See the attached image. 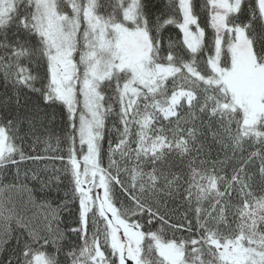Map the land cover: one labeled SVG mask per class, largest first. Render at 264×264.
Instances as JSON below:
<instances>
[{"label":"snow or ice","instance_id":"6c2138e0","mask_svg":"<svg viewBox=\"0 0 264 264\" xmlns=\"http://www.w3.org/2000/svg\"><path fill=\"white\" fill-rule=\"evenodd\" d=\"M203 7L0 0V191L42 210L0 198L8 264H264V0Z\"/></svg>","mask_w":264,"mask_h":264},{"label":"trees","instance_id":"16d2710c","mask_svg":"<svg viewBox=\"0 0 264 264\" xmlns=\"http://www.w3.org/2000/svg\"><path fill=\"white\" fill-rule=\"evenodd\" d=\"M83 2V0H82ZM157 2H160L162 3L163 5H167L169 8H171V5L176 3L177 0H171V3H170V0H157ZM98 3L100 4V8L98 9V11L101 13V14H106V13H111L113 11V6L117 4V0H98ZM193 4H194V10L197 12V14L199 15L200 17V24L202 27H205L206 29V37L209 39H211L213 33H212V30L211 28H209L207 26V11L206 9L203 7V5L206 4V0H193ZM168 10V9H166ZM70 11V9H69ZM176 18L177 19H182L179 14H178V9H176ZM259 31V29H257V32ZM178 34V29L174 26V25H168L166 27V29L163 31V37H164V40H165V49H167V40L169 37H171L173 40H175L176 36ZM76 59L78 60L79 57L78 55L76 56ZM34 67V66H33ZM33 74H36L35 73V70L33 71ZM39 86V84L37 85ZM10 94V93H9ZM7 100V95H6V89L4 88L3 86V80H2V77H0V109H2L4 107V101ZM14 106V105H13ZM23 111V110H21ZM41 117L43 118V113H41ZM48 121H50L49 123V127L50 128H53L54 131L56 132L57 135H62L63 132L67 131L66 129L63 128V123L61 121V118H60V115L59 113H56V118L55 120L53 121L52 120V113L49 112V115L47 117ZM113 119L114 118H110L108 120V127H111L112 126V122H113ZM170 134V133H169ZM116 136V133L113 132L112 134V138L114 139ZM209 139H211L209 137ZM53 145H55V140L53 139L52 141ZM133 147H135V145H133ZM219 145H213V150L211 152V158L214 160L217 158V156H219V158L221 160H223V153L219 151ZM245 148H246V151L244 152V155L247 156L248 155V152L249 151H252V150H255L256 148H259V145H254V146H249V145H245ZM43 149H44V145L41 144L39 145V151L43 152ZM104 149H105V155H106V151H107V141L104 142ZM229 155H231V153H229ZM199 161H197L198 163ZM57 163V166H59V161L56 162ZM259 160L256 159L255 160V168L258 169L259 168ZM105 166H107V159H105ZM34 165L32 164L31 161H27L24 163V165H22V168H21V180H23V172H24V169H34ZM40 167L42 168L43 165H40ZM225 171H228L230 172L231 171V167L229 164H226L225 165ZM15 173V169H13V174ZM223 174V173H221ZM29 175H31V173H29ZM41 178H45L43 174H41ZM3 178L0 177V180H2ZM25 183L28 184L29 187H32L33 186V181L29 180V181H25ZM256 193L257 195L261 194L259 189L257 188L256 189ZM5 195H8V196H12L13 199L16 201V209L18 212L22 213V214H25L27 216H32L33 214H36L37 216H39L42 212V210L40 208H36V207H33L31 204H27L26 203V197L23 198V200H21V198L13 193H3L2 191H0V198H3ZM52 197L53 198H56V199H62L64 197V191H60V192H52ZM236 201L233 200V204H235ZM205 206L207 207V203L205 204ZM183 209H181L182 211ZM62 216L64 217V220L65 222H68V213L67 212H64L62 213ZM228 220L230 223L233 224V227H234V223H233V216L230 214L228 216ZM61 228L64 227V224H61L60 225ZM160 227L159 224L156 225V229H158ZM222 227V230H225L227 231V229H223V226ZM156 229H153V230H156ZM3 234V227L2 225H0V236H2ZM184 235H187V233H183ZM71 236V234H69ZM164 235V238L165 239H170L172 238V231L169 229L167 231H165L163 233ZM180 233H177V236H179ZM71 240L76 242V243H79V241H77L76 237L75 236H71ZM147 243V242H146ZM16 247V241L15 240H12L11 243L6 246V250L4 251H0V264H8V259L10 256L13 255V250L15 249ZM49 251H51V249H49ZM153 255H155V253H153ZM207 258V257H206ZM61 260H63V256H61ZM13 264H15V260L13 259Z\"/></svg>","mask_w":264,"mask_h":264},{"label":"rangeland","instance_id":"374dc122","mask_svg":"<svg viewBox=\"0 0 264 264\" xmlns=\"http://www.w3.org/2000/svg\"><path fill=\"white\" fill-rule=\"evenodd\" d=\"M129 264H131V262H129Z\"/></svg>","mask_w":264,"mask_h":264}]
</instances>
